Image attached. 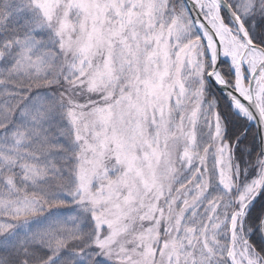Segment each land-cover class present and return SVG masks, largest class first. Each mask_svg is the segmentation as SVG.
I'll return each mask as SVG.
<instances>
[{"label": "snow or ice", "instance_id": "snow-or-ice-1", "mask_svg": "<svg viewBox=\"0 0 264 264\" xmlns=\"http://www.w3.org/2000/svg\"><path fill=\"white\" fill-rule=\"evenodd\" d=\"M0 264H264V0H0Z\"/></svg>", "mask_w": 264, "mask_h": 264}]
</instances>
